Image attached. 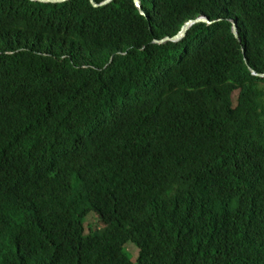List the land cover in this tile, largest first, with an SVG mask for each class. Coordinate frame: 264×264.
I'll list each match as a JSON object with an SVG mask.
<instances>
[{
    "label": "trees",
    "instance_id": "trees-1",
    "mask_svg": "<svg viewBox=\"0 0 264 264\" xmlns=\"http://www.w3.org/2000/svg\"><path fill=\"white\" fill-rule=\"evenodd\" d=\"M141 4L0 0V264H264V0Z\"/></svg>",
    "mask_w": 264,
    "mask_h": 264
},
{
    "label": "water",
    "instance_id": "water-1",
    "mask_svg": "<svg viewBox=\"0 0 264 264\" xmlns=\"http://www.w3.org/2000/svg\"><path fill=\"white\" fill-rule=\"evenodd\" d=\"M31 1H37V2L48 3V4H61V3L68 2L70 0H31ZM112 1L113 0H105L100 4H97L94 0H90V2L92 3V5L95 8L109 5V3H111ZM132 1H134L136 7L139 9L140 14L147 18V14L144 12V10L142 8L141 0H132ZM197 23H205L206 25H210L211 21H209V19L204 17V16H199V17L195 18L194 20H189V21L185 22L182 25V27L180 28V30L172 38L167 37V38H164L160 41L155 40L154 43H156V45H165V43H168V42L177 43L184 38L188 29L192 25L197 24ZM233 33L235 34V38H238V30H237L236 24H234ZM252 73L254 76H259L255 72H252ZM259 77L264 78V76H259Z\"/></svg>",
    "mask_w": 264,
    "mask_h": 264
},
{
    "label": "rangeland",
    "instance_id": "rangeland-1",
    "mask_svg": "<svg viewBox=\"0 0 264 264\" xmlns=\"http://www.w3.org/2000/svg\"><path fill=\"white\" fill-rule=\"evenodd\" d=\"M237 96H238V92H235L234 94V100L235 103H237ZM85 229H86V233H90L91 231H98V230H102L103 228L100 227V220L99 217L94 214V213H90L86 219H85ZM124 249L131 255V258H134L137 256L138 254V249L135 246L129 245L127 244Z\"/></svg>",
    "mask_w": 264,
    "mask_h": 264
},
{
    "label": "clouds",
    "instance_id": "clouds-1",
    "mask_svg": "<svg viewBox=\"0 0 264 264\" xmlns=\"http://www.w3.org/2000/svg\"><path fill=\"white\" fill-rule=\"evenodd\" d=\"M257 77V76H256Z\"/></svg>",
    "mask_w": 264,
    "mask_h": 264
}]
</instances>
